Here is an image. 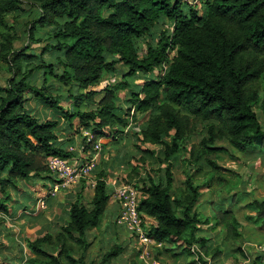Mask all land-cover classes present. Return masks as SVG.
I'll use <instances>...</instances> for the list:
<instances>
[{
    "label": "trees",
    "instance_id": "obj_1",
    "mask_svg": "<svg viewBox=\"0 0 264 264\" xmlns=\"http://www.w3.org/2000/svg\"><path fill=\"white\" fill-rule=\"evenodd\" d=\"M26 11L28 40L35 41L37 28H51L41 54L14 47L19 37L7 18ZM1 30L0 61L10 77L6 85L0 83V224L9 210L5 194L17 180L54 183L47 158L74 157L58 142L62 121L81 138L86 159L103 138L117 148L132 123L133 146L143 154L139 161L147 155L154 164L165 165L163 176L149 174L141 180L138 212L154 222L145 226L147 235L173 246L168 250L172 255L179 247L191 255L197 246L199 264L222 255L211 248L209 238L196 234L199 225L213 220V227H223L225 242L240 238L242 225L232 210L201 219L196 205L202 186L195 179L204 173L203 165L221 171L218 161L226 149L218 144L255 158L264 153V126L254 110L259 104L264 111V0H198V5L188 0H0ZM53 50L60 58L44 61L42 54ZM31 61L35 66L22 70ZM37 74L40 85L32 81ZM118 75L119 82L98 88L106 77ZM30 99L56 116L38 119L26 107ZM138 115L146 117L140 125ZM198 133L200 140L192 143ZM178 153L197 169L186 173L184 187L175 193L172 168ZM95 174L87 205L82 185L65 211V225L24 240L31 257L23 264H85L87 233L100 226L111 198L105 169ZM210 181L203 187L209 188ZM241 197L236 193L230 199L238 203ZM246 207L253 213L248 219L264 225V199ZM122 253L123 247L115 244L97 264H112ZM252 264H263L262 256Z\"/></svg>",
    "mask_w": 264,
    "mask_h": 264
},
{
    "label": "rangeland",
    "instance_id": "obj_2",
    "mask_svg": "<svg viewBox=\"0 0 264 264\" xmlns=\"http://www.w3.org/2000/svg\"><path fill=\"white\" fill-rule=\"evenodd\" d=\"M188 1L191 5H198V0ZM24 9L29 11L30 8L29 6H25ZM28 11L24 14L20 13L16 19H13L11 16L7 18L8 25L14 27L16 36L19 37L14 47L17 49L27 47L29 53L41 54L42 48L49 42L48 32L51 28H37L34 32L35 41L28 40L27 35L24 33V24L28 20ZM161 28L164 29V27ZM2 31L3 30L0 32ZM58 58H60V55L54 50L42 54V59L46 62H56ZM31 66H35V61L23 63L22 70L23 67L27 68ZM155 74H157V72ZM9 77L10 74L7 72L6 65L0 61V83L6 85V80ZM119 79H122L119 75L106 77L98 88H102L108 82H110V84L115 83V81ZM136 80L135 82H138L140 78ZM32 81L40 85V74L35 75ZM54 85L55 88L58 87L57 83ZM120 96L123 99L124 93L120 92ZM62 105L67 107L66 103H62ZM34 106H37L34 100L27 103V107L31 108L32 114L35 117H42L39 113H34L32 110ZM254 110L261 125L264 126V111L259 108V104L254 106ZM51 117H54V114H52ZM145 119L146 117L138 115V124H142ZM128 130L129 128H126L125 131L127 132V138L118 144L117 148L109 144V141L102 140V143H100L99 158L101 156L102 158L107 157L109 161L112 160L109 166L112 169L110 176L112 175L113 178L118 174L116 179L118 183L115 185V188L122 185H130L139 192L140 197L142 195L139 191L141 180L146 178L149 174L153 177L158 174L163 176L165 165L158 166L154 164L153 158L147 155L145 156L144 162L139 161L140 156L143 154L139 153L133 146L134 139ZM78 138L79 140L81 139L79 136ZM200 138V134L198 133L192 138V143L196 144ZM218 146H224L226 149V154H221L220 160L218 161L221 171L217 174L203 165L202 172L204 173L197 174L196 176L195 184L202 186L200 190L202 195L196 205V212L199 213V216L203 220L207 216L211 217L214 215L217 210H232L236 219L242 225V229L240 230L241 236L238 240L225 242L223 240L225 233L221 225L213 227V220L209 221V225H199L201 231H198L196 234L209 238L211 248H218L222 252L221 257L217 261H211L209 257L204 259L207 260L209 264H252L255 257L260 254L264 264V225L260 226L259 224L251 222L248 217L252 216L253 213L245 206V204L254 199H264V153H259V157L255 158V154H242L231 149L227 144H218ZM142 147L149 150H158L159 148L151 145H142ZM119 155L123 156V161H120V165L123 164L125 169H122L121 166L116 168L114 162L118 159ZM85 159L86 158L82 157L81 160L84 162ZM184 159L186 160V154L178 153L173 161V190L175 193L180 188L184 187L186 173L196 174L195 170L197 167L186 165ZM109 161L107 162L108 164ZM127 165H131L134 171H131ZM90 178L91 179H82L83 182L85 181L83 202L86 205L93 195V187L90 184L96 181L92 174ZM210 179L209 188L203 187L204 185L202 184H205ZM50 184H52L51 180H17L16 186L23 189L25 194H23L22 190L16 189H8L6 192L5 196H10V200H6L7 203L9 202L14 208H27H19L17 210L10 209L12 215L5 216V219H3L4 223L9 226L13 233L16 245H14L15 247L13 246V248L10 246L0 248V264H23L27 258L31 257L25 247L24 240H34L47 232L55 233L59 230V226L63 224V220L66 219L64 213L66 210L65 208H68V204L73 202L77 194H73L76 189L70 188L69 196L59 192L56 197L48 198L46 195ZM236 193L237 195H242L238 203L232 202L230 199V196ZM20 195L22 197H20ZM39 199L45 201V207L42 209H37V202ZM106 216H108L109 219H105ZM113 217L114 214H112V210L107 205L103 215V220L105 219L106 221L103 222L102 220L98 228L90 230L87 233V240L90 242V246L85 253V264H90L92 262H94V264L99 263L103 254L115 244L123 247V253L114 259L112 264H131L134 261L136 264H199L197 256L193 253L191 255H186L181 252L178 246L179 248L174 249L173 252L175 254L172 255V252L168 250L173 248V246L165 244H163L161 248L155 246H149L147 248L150 255L147 263L139 260L138 256L141 252L140 245L129 240L127 233L112 222L114 219ZM107 220H110L111 226H108ZM145 221L146 227L154 224L153 220L149 219ZM238 247H241L242 254L238 251ZM9 248H12V250L8 251L14 256L13 261H7L8 254L6 251Z\"/></svg>",
    "mask_w": 264,
    "mask_h": 264
},
{
    "label": "built area",
    "instance_id": "obj_3",
    "mask_svg": "<svg viewBox=\"0 0 264 264\" xmlns=\"http://www.w3.org/2000/svg\"><path fill=\"white\" fill-rule=\"evenodd\" d=\"M88 135V133H85ZM100 141L94 146L93 154L83 160H65L59 156H49L47 158V168L52 176L55 177L56 182L49 186L47 197L54 198L57 194L69 186L79 182L82 179H87L91 176L96 168L97 155L100 152ZM94 187L95 182L90 184ZM139 192L130 185H122L114 189L113 196L118 202L119 209L114 219V223L119 228L123 229L129 240L138 243L141 247L139 260L147 263L149 246L161 248L163 243H156L148 235L145 229V218L138 212ZM45 207V201L39 199L37 202V209ZM191 252L197 256L199 250L197 246L191 247ZM209 264V263H208Z\"/></svg>",
    "mask_w": 264,
    "mask_h": 264
},
{
    "label": "crops",
    "instance_id": "obj_4",
    "mask_svg": "<svg viewBox=\"0 0 264 264\" xmlns=\"http://www.w3.org/2000/svg\"><path fill=\"white\" fill-rule=\"evenodd\" d=\"M121 79H119L118 81H115V83H117V82H119ZM136 83H138V82H136ZM106 84H110V82H108V83H106ZM105 84V85H106ZM112 84H114V83H112ZM104 85V86H105ZM123 93H124V96H125V94H126V91H122ZM119 95H120V93H119ZM120 98H122L121 96H120ZM32 100H34V99H30L28 102H32ZM123 100V99H122ZM35 101V100H34ZM27 102V103H28ZM27 103H26V107H27ZM36 104H37V106H34V109H32L33 111H34V113L36 114V113H39L40 114V116H42V117H40V118H38V119H40V120H42V121H44V120H49V119H53L55 116H56V114L54 113V112H52V111H50V110H47V109H45V108H43L41 105H39L37 102H36ZM28 108V107H27ZM33 108V107H32ZM29 110H30V112H31V114H32V111H31V108H28ZM52 114H54V117H51L52 116ZM33 115V114H32ZM132 127V123H129V125L127 126V128H129V130L128 131H131L130 130V128ZM126 131V129L124 130V132ZM85 133H87V132H83V135L85 134ZM125 139L127 138V132H125ZM124 139V140H125ZM102 140L104 141V140H107V141H109L108 143L109 144H111L112 145V143H111V141H110V139H108V138H103V139H101V140H98V141H100V143H102ZM58 142H59V144L60 145H62L63 146V148H65V150H67V151H69V152H71L73 155H74V157L70 160V161H74V160H81L82 159V157H85L86 156V153H83V149H82V144H81V140H79V138H78V136L74 133V134H72L71 135V133H70V130L67 128V126H66V124L62 121L61 122V124H60V127H59V131H58ZM104 159V160H103ZM123 159V156L122 155H119L118 156V159L117 160H115V165H116V168L117 167H122V169H125V167L123 166V164L122 165H120V161H123L122 160ZM109 160H108V158L107 157H104V158H102L101 156H100V158H99V153H98V155H97V159H96V168H95V170H96V173L97 172H99L101 169H105V171H106V174L108 175V177H107V179H106V184H107V186H108V188L110 189V192H111V198H110V200H109V202H108V206L110 207V209L112 210V214H114V219H115V217H116V215H117V213H118V209H119V205H118V202L114 199V196H113V192H114V189H115V185L118 183V181L116 180L117 179V177H118V174L116 175V176H114L113 178H112V175L110 176V173H112V169L109 167L110 165H111V163H112V160H110L109 161V164L107 163ZM126 165V164H125ZM95 170L93 171V173H92V175L93 176H95L96 174H95ZM124 171V170H123ZM110 176V177H109ZM89 179H91L90 177H89ZM38 180V179H37ZM52 182V181H51ZM86 183H88V182H86ZM53 184V183H52ZM52 184H50L49 186H51ZM82 185H84V183H83V181L82 180H80L79 182H77V183H75V184H73V185H71V186H69L68 188H65V189H63V190H61L60 192L61 193H65L67 196H69V189L70 188H74V189H76V191H74V193L73 194H76V193H78L80 190H81V187H82ZM49 186H48V188H49ZM88 186V185H87ZM11 189H16V190H22L23 191V194H25V191L23 190V189H21V188H19V187H15V188H11ZM35 191V190H34ZM20 197H22L21 195H20ZM62 197V196H61ZM61 199V198H60ZM11 202V201H10ZM241 203V202H240ZM239 203V204H240ZM238 204V205H239ZM6 205H7V207H8V212L7 213H5L4 215H2V218L3 219H5V216H11L12 215V212H10V209H14V210H17V209H19V208H27V207H17V208H14V206H11L10 205V203L8 202H6ZM21 205V204H20ZM51 205V204H50ZM240 206V205H239ZM245 206H246V204H245ZM66 210L65 211H67L68 210V208H65ZM65 213V212H64ZM66 215V214H65ZM66 219H67V216H66ZM65 219V220H66ZM105 219H109L108 218V216H106L105 217ZM103 220V222L104 221H106V220ZM114 219H113V223H114ZM65 220H63V224L62 225H64V221ZM109 220V221H110ZM146 220H149L148 218H146ZM151 220V219H150ZM108 221V220H107ZM108 221V226L111 224L110 222ZM112 223V224H113ZM115 224V223H114ZM111 226V225H110ZM94 230V229H93ZM0 247L2 248V247H4V246H6V247H12L13 248V246L14 245H16V242H15V238L13 237V233L11 232V230H10V228H9V226H7L5 223H4V220H3V222H1V224H0ZM18 241V240H17ZM131 241V240H130ZM8 243V244H7ZM15 247V246H14ZM12 248H9V249H7V254H8V256H7V261H13V259H14V256L8 251V250H12Z\"/></svg>",
    "mask_w": 264,
    "mask_h": 264
}]
</instances>
